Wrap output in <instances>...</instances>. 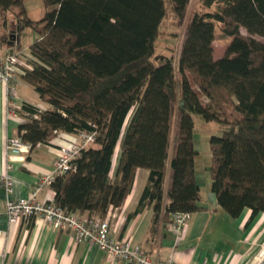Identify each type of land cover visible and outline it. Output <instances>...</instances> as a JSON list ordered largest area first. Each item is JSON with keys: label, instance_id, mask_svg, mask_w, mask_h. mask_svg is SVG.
Segmentation results:
<instances>
[{"label": "trees", "instance_id": "obj_1", "mask_svg": "<svg viewBox=\"0 0 264 264\" xmlns=\"http://www.w3.org/2000/svg\"><path fill=\"white\" fill-rule=\"evenodd\" d=\"M23 2L0 0V29L8 32L12 16L17 30L35 31L21 77L49 108L23 102L17 136L31 151L59 133H94L72 160L75 170L51 182L54 203L104 218L143 168L148 179L131 216L151 206L155 232L174 212L198 211L192 114H199L222 127L209 138L219 206L231 217L264 212V0H202L218 7L191 16L177 66L169 56L152 58L164 0H43L39 20ZM171 2L182 22L190 0ZM217 22L230 37L218 58Z\"/></svg>", "mask_w": 264, "mask_h": 264}, {"label": "crops", "instance_id": "obj_2", "mask_svg": "<svg viewBox=\"0 0 264 264\" xmlns=\"http://www.w3.org/2000/svg\"><path fill=\"white\" fill-rule=\"evenodd\" d=\"M11 31H15V34L19 32L17 29H9L5 34L0 29V57L8 51H17L21 46L17 36L11 37ZM28 50L21 48L19 52L28 55ZM18 86L22 90H33V93L17 94L18 106L28 102L41 109L49 108L32 86L22 79L21 74L16 80L17 89ZM5 106V92L0 85V172L8 163L5 139L17 135V125L21 122L6 121ZM74 137L75 135L59 133L49 144H38L31 151L21 153L23 159L12 160L9 173L13 187L9 196H27L32 184L42 174L51 171L60 145ZM195 177L200 189L198 204L201 208L190 214L180 237H176L163 223H160L155 232L151 231L153 211L149 205L131 216L148 179V171L143 168L136 170L131 190L121 207L110 210V234L117 239L131 237L153 259L172 258L179 264H256L264 255V212L250 219L251 211L245 208L237 217L229 216L210 190V174L207 186L199 183L196 167ZM167 184L166 180L165 187ZM7 197L0 185L1 209L4 208ZM53 199L54 192L49 185L44 186L37 195L40 202ZM167 202V197H164V204ZM0 231V254L4 258V264H133L112 258L85 240H76L70 231L57 230L43 219L10 224L5 214L0 213Z\"/></svg>", "mask_w": 264, "mask_h": 264}, {"label": "built area", "instance_id": "obj_3", "mask_svg": "<svg viewBox=\"0 0 264 264\" xmlns=\"http://www.w3.org/2000/svg\"><path fill=\"white\" fill-rule=\"evenodd\" d=\"M23 53L6 54L0 57V85L5 92V119L19 120L21 116L17 113L20 107L16 104L17 87L16 80L19 74L24 73L29 64H26ZM94 141V133L82 132L59 147L58 155L53 162L49 173L42 174L30 187L29 193L25 197L11 198L13 180L10 175L12 168L11 161L23 159L20 154L29 151L30 146L24 143L17 135L6 137L5 149L8 152V163L5 169L0 172V185L7 193L4 208H0V213H4L10 224L21 221H32L33 219H43L57 230L70 231L76 240H85L90 245H96L100 250L112 258L125 260L133 264H179L172 258L165 260L151 258L145 250L132 241L129 236L117 239L110 232L111 212H107L104 218L98 216L79 215L70 212L53 201L40 202L37 195L40 190L51 184L55 176L66 174L75 170L72 160L79 155L82 147ZM190 219L188 212H174L166 227L176 236L180 237L185 226ZM1 234V231H0ZM264 254V253H262ZM0 264H4V258L0 254ZM256 264H264V255Z\"/></svg>", "mask_w": 264, "mask_h": 264}, {"label": "rangeland", "instance_id": "obj_4", "mask_svg": "<svg viewBox=\"0 0 264 264\" xmlns=\"http://www.w3.org/2000/svg\"><path fill=\"white\" fill-rule=\"evenodd\" d=\"M24 7L27 15L35 20H39L44 14L43 0H24ZM218 7L217 4L211 7H205L202 0H190L185 19L181 22L174 14V9L171 0H164V14L158 27V35L154 42L153 60L157 55H165L171 57L175 66L185 37L186 26L191 16L196 12L214 11ZM8 30L17 29V22L13 20L12 16H8ZM242 33H245L242 30ZM17 40L21 43V48H28L29 44L36 38V33L31 28H23L16 34ZM262 40V38L259 37ZM230 40V37L223 33V24L217 22L215 26V38L213 42L215 57L221 56ZM20 48V49H21ZM26 64L28 55L21 54ZM155 63L157 61L154 60ZM33 90L17 89L19 93L28 94ZM33 93V92H32ZM193 132L192 138L194 148L197 151L196 155V174L199 183L202 186L209 185V167L211 164L209 138L212 135L220 136L222 127L219 123L214 121H205L201 115L192 114ZM175 116L173 119L175 128ZM204 188V187H203Z\"/></svg>", "mask_w": 264, "mask_h": 264}, {"label": "water", "instance_id": "obj_5", "mask_svg": "<svg viewBox=\"0 0 264 264\" xmlns=\"http://www.w3.org/2000/svg\"><path fill=\"white\" fill-rule=\"evenodd\" d=\"M11 37H13V38L16 37V34L15 33H12L11 34Z\"/></svg>", "mask_w": 264, "mask_h": 264}]
</instances>
